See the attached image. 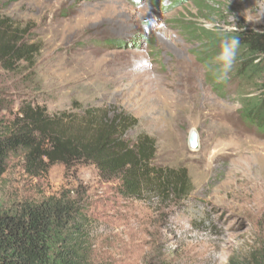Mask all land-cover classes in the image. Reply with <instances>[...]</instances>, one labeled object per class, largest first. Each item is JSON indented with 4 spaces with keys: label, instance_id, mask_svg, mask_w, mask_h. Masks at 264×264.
Listing matches in <instances>:
<instances>
[{
    "label": "rangeland",
    "instance_id": "obj_1",
    "mask_svg": "<svg viewBox=\"0 0 264 264\" xmlns=\"http://www.w3.org/2000/svg\"><path fill=\"white\" fill-rule=\"evenodd\" d=\"M247 29L264 32V0H0V46L25 58L0 62L5 116L39 107L74 132L122 116L133 125L125 150L152 147L153 167L175 180L125 197L91 164L33 178L14 163L0 195H77L86 264H230L264 252V133L244 120L263 92L236 71L239 55L225 79L215 62Z\"/></svg>",
    "mask_w": 264,
    "mask_h": 264
},
{
    "label": "trees",
    "instance_id": "obj_2",
    "mask_svg": "<svg viewBox=\"0 0 264 264\" xmlns=\"http://www.w3.org/2000/svg\"><path fill=\"white\" fill-rule=\"evenodd\" d=\"M236 37L240 40L236 71L249 81H258L263 92L247 105L244 120L264 133V32L247 29ZM21 55L0 46V62L7 70L12 68L10 58L25 59ZM4 93L0 92V178L14 163L33 178L47 176L53 164L68 170L83 163L94 165L104 182L117 180L125 197H136L139 184L165 182L174 188L175 180L153 167L152 147L125 150L122 137L133 126L127 118H113L96 130L69 131L62 118L39 107L22 105L6 117ZM123 122L127 126L122 127ZM89 234L85 205L69 191L40 200H7L0 195V264H86ZM230 264H264V252H253L248 262Z\"/></svg>",
    "mask_w": 264,
    "mask_h": 264
},
{
    "label": "clouds",
    "instance_id": "obj_3",
    "mask_svg": "<svg viewBox=\"0 0 264 264\" xmlns=\"http://www.w3.org/2000/svg\"><path fill=\"white\" fill-rule=\"evenodd\" d=\"M240 45L238 37L225 38L220 45V51L215 57V62L219 65L220 78H227L228 73L231 71L235 62L237 51ZM141 61H134V68L139 66ZM147 67H151L149 60L145 59L142 61Z\"/></svg>",
    "mask_w": 264,
    "mask_h": 264
},
{
    "label": "water",
    "instance_id": "obj_4",
    "mask_svg": "<svg viewBox=\"0 0 264 264\" xmlns=\"http://www.w3.org/2000/svg\"><path fill=\"white\" fill-rule=\"evenodd\" d=\"M188 143L191 148L193 149L197 148L198 142H197V134L195 130H192L190 132L189 137H188Z\"/></svg>",
    "mask_w": 264,
    "mask_h": 264
}]
</instances>
